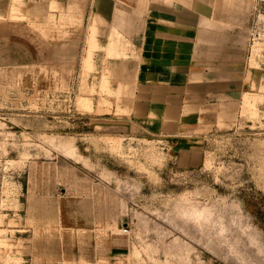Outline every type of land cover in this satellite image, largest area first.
<instances>
[{"label": "rangeland", "instance_id": "1", "mask_svg": "<svg viewBox=\"0 0 264 264\" xmlns=\"http://www.w3.org/2000/svg\"><path fill=\"white\" fill-rule=\"evenodd\" d=\"M163 2L0 0V264H264V0L202 2L226 66L147 122Z\"/></svg>", "mask_w": 264, "mask_h": 264}, {"label": "crops", "instance_id": "2", "mask_svg": "<svg viewBox=\"0 0 264 264\" xmlns=\"http://www.w3.org/2000/svg\"><path fill=\"white\" fill-rule=\"evenodd\" d=\"M168 1V3L163 2L150 7V10L158 12V18L152 22L148 16L141 30V39L148 41L149 55L157 59L158 70L151 74H144L143 79L141 70L137 66L135 87L132 96L128 98V106L131 110L133 109L135 116L146 119L147 122H164L165 111L162 109L165 107L168 112L176 116L181 115L183 100L190 99L192 96L197 97L196 94L183 93L189 90L191 92L190 87L183 89V82L187 84L211 83L212 80L199 79V77L219 75L220 71L213 72V68H221L219 70L223 72L224 61L229 58L223 50L220 51L219 47L223 49V46L233 42L232 37L218 30L215 31L210 25L212 16H207L209 11L205 13L206 10L203 8L205 6H202V2H207V0ZM193 10L200 12L202 10L204 14H199V17L194 16L193 13L189 15L188 11ZM165 12H174L173 17L168 20H171L170 22L162 18L166 15ZM183 18H190L189 28H183ZM105 22L107 23V20L102 19L99 26L105 25ZM151 25L157 28L154 34H151L149 29ZM164 26H170L172 29L169 31L158 29ZM165 33L169 35L166 36ZM192 45H195L196 49ZM214 47L217 49L214 50ZM191 68L196 71L191 73Z\"/></svg>", "mask_w": 264, "mask_h": 264}, {"label": "bare ground", "instance_id": "3", "mask_svg": "<svg viewBox=\"0 0 264 264\" xmlns=\"http://www.w3.org/2000/svg\"><path fill=\"white\" fill-rule=\"evenodd\" d=\"M113 43H115V42L113 41V42L111 43V46H110V48H113V47H114V46H113V45H114Z\"/></svg>", "mask_w": 264, "mask_h": 264}]
</instances>
